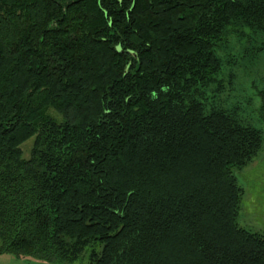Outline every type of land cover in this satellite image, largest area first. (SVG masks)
Listing matches in <instances>:
<instances>
[{
    "label": "trees",
    "instance_id": "trees-1",
    "mask_svg": "<svg viewBox=\"0 0 264 264\" xmlns=\"http://www.w3.org/2000/svg\"><path fill=\"white\" fill-rule=\"evenodd\" d=\"M263 23L264 0H0V254L264 264L234 175L263 133L201 92Z\"/></svg>",
    "mask_w": 264,
    "mask_h": 264
},
{
    "label": "rangeland",
    "instance_id": "rangeland-1",
    "mask_svg": "<svg viewBox=\"0 0 264 264\" xmlns=\"http://www.w3.org/2000/svg\"><path fill=\"white\" fill-rule=\"evenodd\" d=\"M222 72L218 87H208L203 99L209 109L223 110L244 126L259 129L264 137V118L258 92L264 89V23L262 29H245L243 36L231 35L220 48ZM204 92V93H203ZM33 138L22 146L23 157H28ZM243 194L237 222L253 233L264 234V143L257 157L246 167L234 170ZM0 264H52L0 254ZM73 264H87L85 254Z\"/></svg>",
    "mask_w": 264,
    "mask_h": 264
}]
</instances>
